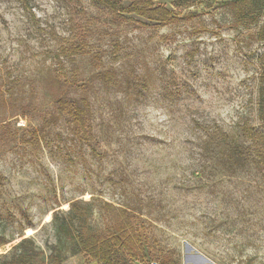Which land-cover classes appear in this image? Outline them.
<instances>
[{"label": "rangeland", "instance_id": "1", "mask_svg": "<svg viewBox=\"0 0 264 264\" xmlns=\"http://www.w3.org/2000/svg\"><path fill=\"white\" fill-rule=\"evenodd\" d=\"M232 1L198 0L159 26L114 21L98 1L29 0L31 17L0 0V264L25 239L48 257L54 214L74 201L92 202L94 231L102 201L138 214L144 264L162 250L180 264H264V181L257 192L253 172L213 170L195 141L194 121L229 130L256 115L264 42L234 25ZM80 97L90 142L54 116L59 100ZM68 250L63 264H92Z\"/></svg>", "mask_w": 264, "mask_h": 264}, {"label": "trees", "instance_id": "2", "mask_svg": "<svg viewBox=\"0 0 264 264\" xmlns=\"http://www.w3.org/2000/svg\"><path fill=\"white\" fill-rule=\"evenodd\" d=\"M25 11L30 13L29 0H18ZM108 11L114 21H145L159 26H168L185 20L180 9L198 0H172L174 9L168 8L157 0H91ZM234 25L246 29L256 28L257 39L264 42V0H233ZM203 29V30H202ZM207 25L201 26L200 32L207 31ZM164 39H167L166 37ZM70 47L71 52L81 48ZM78 49V50H77ZM106 82L116 79L114 72L104 75ZM87 98L76 100L61 99L56 104V114H67L71 122V131L81 142H90L92 128L88 122ZM254 120L237 124L226 129L219 123L200 124L194 121L198 131L196 148L208 154L213 170H221L224 176L233 177L244 172L255 175V191L261 192L264 181V63L258 76V94ZM37 132L33 133L37 138ZM263 191V190H262ZM92 202L74 201L64 216L54 214L58 242L45 258V254L35 248L32 240L25 239L14 248V252L5 264H63L69 247L74 253L83 252L91 262L99 264H144L150 259L151 242L145 233L144 224L138 214L102 201L97 206L104 219V230L94 231L90 218L95 212ZM7 241L0 236V248ZM66 250V251H65ZM65 251V252H64ZM158 264H180L173 251H161ZM1 261V256H0Z\"/></svg>", "mask_w": 264, "mask_h": 264}, {"label": "crops", "instance_id": "3", "mask_svg": "<svg viewBox=\"0 0 264 264\" xmlns=\"http://www.w3.org/2000/svg\"><path fill=\"white\" fill-rule=\"evenodd\" d=\"M92 264H99L98 262H92Z\"/></svg>", "mask_w": 264, "mask_h": 264}]
</instances>
